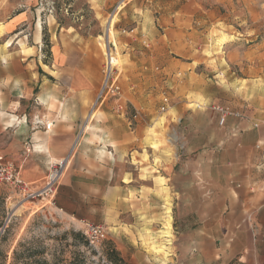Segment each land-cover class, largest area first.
<instances>
[{
    "label": "crops",
    "instance_id": "obj_1",
    "mask_svg": "<svg viewBox=\"0 0 264 264\" xmlns=\"http://www.w3.org/2000/svg\"><path fill=\"white\" fill-rule=\"evenodd\" d=\"M0 1V10L7 11L0 38L8 45L0 44V131L9 136L0 152L15 159L23 179L35 186L50 158L69 156L50 205L44 199L32 202L67 221L75 217L78 225L98 213L100 224L115 229L111 238L124 259L157 264L139 246L144 233L139 217L148 218L163 205L156 193V178L162 177L174 209L173 264H264V151L257 146L264 141L263 84L254 83L255 96L243 109L229 106L237 115H229L224 125H218L214 111L207 126L196 122L193 142L183 130V144L155 151L147 144L145 122L137 120L131 128L118 115L120 99L91 107L102 70L90 37L65 34L50 18L42 23L37 0ZM115 2L95 0L100 14ZM146 5L136 0L121 15L135 20L136 30L144 24L150 30ZM43 25L49 43L44 54ZM119 38L125 54L150 65L151 54L134 40L137 35L121 32ZM206 115L197 110L192 117ZM33 117L51 123L49 129L33 125Z\"/></svg>",
    "mask_w": 264,
    "mask_h": 264
},
{
    "label": "rangeland",
    "instance_id": "obj_2",
    "mask_svg": "<svg viewBox=\"0 0 264 264\" xmlns=\"http://www.w3.org/2000/svg\"><path fill=\"white\" fill-rule=\"evenodd\" d=\"M134 1L125 2L117 11L116 6L120 5L117 0L102 14L95 0H37L34 4L40 10L38 15L42 23L47 24L50 18L53 26L65 34L90 37L101 70L104 54L98 36L107 37V20L114 16L108 36L115 41L117 65L113 75L120 86V97L111 96L110 99L115 102L120 99L118 115L131 128L137 120L145 122L147 144L155 151L170 147L173 150L183 144L180 137L183 130L191 133L189 138L193 142L196 122L204 121L207 126L206 122L215 111L212 106L221 103L243 109L244 102L253 100L254 83L264 85V0H138L147 3L150 10V30L146 24L136 30V21L131 22L128 15H121ZM6 13V10H0V23ZM122 18L123 25H118ZM37 25L40 26V22ZM123 29L126 32H122ZM130 29L134 30L130 32ZM121 32L129 38L138 36L134 40L151 54L150 65L125 54L119 38ZM2 33L0 24V35ZM0 44L3 48L8 46L2 38ZM142 53L144 50L137 53L138 58ZM103 75L102 71L101 84ZM162 93L169 97L165 111L159 107ZM261 106H264V100ZM197 110L205 111L207 115L199 120L192 117ZM98 112H93L94 118ZM214 114L217 121L218 114ZM8 137L0 131V145ZM146 152L143 150L142 158L147 162ZM158 160L156 158L155 163ZM156 182L159 185L156 193L162 196L163 205L155 206L148 218L145 214L139 217L144 232L139 234V246L153 254L157 264H165L167 260L173 264L170 257L174 254L172 246L176 240L172 228L174 209L167 188L163 187L166 179L158 177ZM52 200L44 199L47 205ZM94 218L95 221L88 222L100 224L98 213ZM148 224L155 225V230ZM104 226L106 238L91 247L83 236V224L78 225L75 217L67 221L57 213H50L39 204L23 199L12 186L0 183V264H12L13 250L18 254L15 264H67L75 254L79 264H112L104 252L109 246L115 247L111 238L115 229ZM76 232L80 235H74Z\"/></svg>",
    "mask_w": 264,
    "mask_h": 264
},
{
    "label": "built area",
    "instance_id": "obj_3",
    "mask_svg": "<svg viewBox=\"0 0 264 264\" xmlns=\"http://www.w3.org/2000/svg\"><path fill=\"white\" fill-rule=\"evenodd\" d=\"M128 1L129 0H120V5L116 6V10L119 11L123 7L122 4ZM119 6L122 7L119 8ZM129 31L131 32L132 29ZM122 32H126V30L123 29ZM107 48L108 53H103V82L91 107L99 106L111 96L120 97V86L117 83V77L113 75L115 66L110 68L112 58L111 53L115 51V44L112 41H109L107 42ZM159 103L160 109L165 111L169 103V97L166 93L161 94ZM119 107H121V105H119ZM213 108L218 113L217 123L219 126L224 125L229 115H237V113L227 105L217 104L213 106ZM261 115L264 120V107L261 110ZM32 124L43 125L45 129H49L51 123H43L40 119L33 117ZM253 125L257 126L258 123H254ZM257 146L261 147L264 151V141H259ZM68 165V155L60 158H50L47 161L46 173L42 178L41 183L35 186L34 183L23 179L21 175V167L15 159L0 152V183L12 186L25 200L33 201L45 198L52 200L60 184V178L64 175ZM82 232L91 247H96L106 238V228L102 224L84 221Z\"/></svg>",
    "mask_w": 264,
    "mask_h": 264
},
{
    "label": "trees",
    "instance_id": "obj_4",
    "mask_svg": "<svg viewBox=\"0 0 264 264\" xmlns=\"http://www.w3.org/2000/svg\"><path fill=\"white\" fill-rule=\"evenodd\" d=\"M43 46H42V53L44 54V46L48 45V41H47V33H46V30H45V27L43 26ZM74 235H80L78 232L74 233ZM83 235V234H82ZM84 236V235H83ZM85 238V241L86 243L88 244V240L86 239V237L84 236ZM104 255H105V258L111 262L112 264H118V263H122V264H129L119 253V251L115 248V247H112V246H109L106 248L105 252H104ZM77 254H75V256H73L69 262L67 264H79V261L77 260ZM18 258V254H17V251L16 250H13V256H12V259H13V262L12 264H15L14 263V260ZM22 264H27L26 262H23Z\"/></svg>",
    "mask_w": 264,
    "mask_h": 264
},
{
    "label": "bare ground",
    "instance_id": "obj_5",
    "mask_svg": "<svg viewBox=\"0 0 264 264\" xmlns=\"http://www.w3.org/2000/svg\"><path fill=\"white\" fill-rule=\"evenodd\" d=\"M122 6H119V8H121ZM115 13V12H114ZM112 22H114V16L112 15V16H110L109 17V19L107 20V25H106V34L105 35H107V37H104L103 35H99L98 36V39H100L101 41H100V44H101V49H102V51H103V53H108L107 52V42H113L114 44H115V41H113V40H110L109 39V29H110V26H111V24H112ZM111 56H112V58H111V64H110V68L111 67H113V66H115V65H117V64H115V60L117 59V54H116V50L114 51V52H112L111 53ZM10 121V120H9ZM165 233L168 235L169 234V231L168 230H166L165 231ZM157 250V249H156Z\"/></svg>",
    "mask_w": 264,
    "mask_h": 264
}]
</instances>
